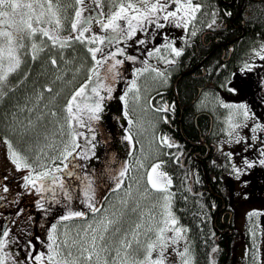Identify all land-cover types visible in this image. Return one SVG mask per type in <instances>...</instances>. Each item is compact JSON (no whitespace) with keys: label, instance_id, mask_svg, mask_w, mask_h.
Wrapping results in <instances>:
<instances>
[{"label":"trees","instance_id":"obj_1","mask_svg":"<svg viewBox=\"0 0 264 264\" xmlns=\"http://www.w3.org/2000/svg\"><path fill=\"white\" fill-rule=\"evenodd\" d=\"M200 4L203 5L202 10L197 14V19L194 23L189 26L187 33L183 28L177 27L176 34L163 28L161 29L162 36L167 35L169 41L174 42L175 47L179 49V46L181 47L182 45L191 43L194 40V37L197 36V33L200 38L203 31L210 30L207 27V24L212 22V12L216 11L218 14L215 17L216 24L213 25V28L218 24H226L227 28L223 29L220 35L221 40L224 41L225 45L214 50V36L207 35L203 42L200 39V44L198 45L199 52H196L194 64L189 68L192 71L186 75L183 73L184 76L178 79L175 90L180 96L182 113L179 115V107L175 106V102L171 104V106L174 105L173 117L175 119L174 126L176 134L175 136L169 135L168 129L165 128L161 131L159 137L155 136L159 156L155 159L154 163L163 162L160 169L167 177L171 178V185L168 187V191L165 194H171L169 211L171 212L172 217L178 221L177 225L182 229H187V231L184 232V237L186 248L188 249L189 264H248L246 262L245 254L247 252V247L253 244L254 241L251 236L247 235V233L251 231H249L251 228L250 224H252L251 229H257V226L259 225L257 215L250 217L248 214L250 212H255L258 207L259 200L254 197V191H256L257 187L256 180H260V178L255 176V173H253L252 176L250 173L249 176L243 174L240 179H236L232 171H228L226 168L225 170L214 169L205 172L199 169L200 171L196 173L197 171L193 168L192 161L198 166V168H201V165H206V160L201 159L198 156L199 161H196L192 158L191 150L188 151V149L192 148L191 144L199 138L200 132L203 135L209 132V117L213 116L214 122H217L215 114L213 112L211 113L209 110L210 103L205 105L204 100L202 99L203 97L197 100V97L199 96L197 89L198 84H201L202 82L207 84L208 79H212L214 86H218L219 90L220 83H222L223 79L222 77L229 72L231 66L236 65L234 62L232 64H229V62L224 64L225 62L220 58L221 48L228 51V48L232 46L233 52L236 54V52H242L252 41H255L256 44L254 47H250V51L254 48L258 49L260 45L264 44V0H210V3L203 1ZM225 13H231V15H226ZM82 20H85V18H81V24ZM53 27L54 28L52 29L58 32L61 37H67L66 33L69 35L72 31L71 28L66 27V24L64 23H61L59 29H56V25ZM87 27L90 29L89 35H91L93 29L89 25H87ZM192 31H195L196 35H191ZM176 36H178V39ZM137 40H141V32L139 39L137 38L136 41ZM225 41L227 43L231 42L230 46H228ZM71 43L73 46L72 48H60L59 45H57L54 48L55 52L53 55L51 54L52 51H50L48 47H45L42 55L51 58L53 57L57 60L62 58L72 59L71 55H79L80 62L76 67L81 64L82 70H84L86 66L88 67L93 64L91 56L88 54L84 45L77 42ZM163 44L164 40L161 44L150 42L148 45L149 50L156 48V45L160 47ZM91 46L96 47L98 45ZM102 47L105 52L115 51L116 47L123 48L125 55L136 57L135 63L140 59L139 56L143 52L147 53V50L139 52L138 43L133 48L129 47L128 44L124 42L112 46L111 48L106 45ZM160 55L164 56L166 59L176 60L179 58H175L174 55L171 54V49L162 51L159 56ZM43 57L44 56H41V59ZM117 59L123 60L124 56L118 55ZM45 63H47V65ZM135 63L132 61H125L123 65H118L117 69L120 75L117 79L115 81L104 80V83L110 84L115 90L116 86L123 80L124 72L128 70V67L134 69L133 64ZM211 65H213V76L209 73V66ZM27 68L29 67L27 66ZM50 70L53 71V65L51 63L49 64V62L42 61V63L32 66L30 70H26L27 73L25 76H27L29 71L31 73L28 82L22 83L20 81L25 77L24 75L23 77L20 76L15 78L14 85L19 84L17 91L9 94L8 104L5 107H0V138L2 140L7 139L10 141L17 151H20L28 157H33L27 149V146L31 144L33 137L29 135V132L28 134L21 132L23 126L20 124H24V122L30 120L32 121L37 115L42 117V122L40 121V118L37 120L39 124H43L44 122L45 124L47 123L48 120L45 119V116L43 115L44 113L37 110L43 106L39 97H44L43 101L46 103L48 109L51 110L54 109V107H57L56 116L58 115L59 118L62 117L63 120L60 121H66L64 124H66L67 136H69V127L66 120L67 114L64 109L69 100V94L75 89V86L81 79L74 78L72 83L65 87V93L56 98V106V102L52 101L50 98L46 99L45 97V85H51V83H53L52 80L49 79ZM102 70L104 72L103 68ZM204 72L207 73L204 78L193 76V73L194 75H201L204 74ZM260 73L261 72L258 74ZM88 75L86 78H88ZM84 77L83 80L85 79ZM114 90L112 92L113 95L115 94ZM52 92H55L54 87L48 94ZM101 94L105 96L107 95L103 90H101ZM193 98L195 101L197 100V107H194V104L189 105ZM60 103H62L61 110L58 107ZM228 104L234 105L233 102ZM81 106L83 107V105ZM231 109L233 108H230L227 112L228 121L234 117ZM123 112L124 103L120 100V97L118 101V98L114 95L113 103H110V99L104 101L101 119L92 122L96 136V140L94 141L96 145L94 149L95 155L90 159L79 160L83 166L81 176H84L85 172H87L91 180L94 179L95 182H98L95 187V199H97L100 190L102 192L100 198L97 199L98 206L112 190V187L115 186L116 181L113 177L118 176L120 172L119 166H121L122 169V166L127 164L129 168L128 159L137 151L134 144L135 140H132V143L130 144L124 139L126 134H130V127L128 125V120L123 116ZM197 112H205L206 115L199 116L197 123H195ZM22 117H25L26 119L21 121ZM178 118L180 123L177 124ZM34 121L35 120H33V122ZM243 129L245 128H238V134L241 137ZM126 130L128 131L126 132ZM76 131L85 133V135L89 137L92 135V133L88 132L84 127L76 126ZM161 136L168 137L175 146L171 148L161 146L159 143V138ZM77 140L83 147L84 138L77 137ZM227 143L231 145L228 141ZM244 144L247 146L246 149H250L249 156L254 155L257 147H253V141L245 139ZM249 144H251V147H248ZM232 147H239L242 150V142L239 144L233 143ZM6 149L8 150V147H6ZM194 150H197L201 155L205 154L203 148L192 149V152ZM77 151H79V149ZM195 158H197V156ZM207 160H213L215 163L217 158L211 157L207 158ZM223 164H226L225 158ZM106 180H110V183H104ZM227 181H230L234 185L233 202L231 201V194L224 190L227 186ZM240 183H242L243 187H241L240 190L238 189L237 192V185ZM111 184L112 187H110ZM241 196H246L242 204H235L239 203L237 199ZM29 200H31V195L29 196ZM23 202L24 201H21L16 204L17 208H14V205L9 211L10 219L12 220L15 218L16 220L15 224L10 221L13 226H16V234H21L18 236L21 241L16 240L12 242L9 249H12L13 252L16 251V254L18 253L20 256L21 253H23L26 257L27 252L30 249L21 253L18 250L26 249L29 240H31L35 245L36 253L39 254L40 248L38 246L39 243L37 241V236L40 235L44 242V238L48 237L49 233V229L47 228L50 227L53 221L60 217L55 218L56 215L54 212L38 209L36 203L34 204L31 201L28 203ZM22 203L23 207L19 205ZM61 204L62 209L64 210V207L67 206L66 200L62 201ZM242 207L246 210L244 216V230H246V234H243L244 236L239 235L241 232L239 230L240 227H235V220H238L239 217L243 218V214L240 213ZM220 208L222 209L219 211ZM228 208L233 212L230 222H228V215H226L223 220L220 217L222 212ZM18 209L23 210L22 215L19 217L16 215ZM78 211L81 210L79 209ZM89 213L92 214L90 211ZM255 216L257 221L255 226H253ZM228 229H231L232 233L230 235H227ZM222 231L225 232L222 233ZM255 232L256 231L252 232V234L256 237ZM214 248L216 249L215 252H213ZM15 258L18 260V257Z\"/></svg>","mask_w":264,"mask_h":264},{"label":"snow or ice","instance_id":"obj_2","mask_svg":"<svg viewBox=\"0 0 264 264\" xmlns=\"http://www.w3.org/2000/svg\"><path fill=\"white\" fill-rule=\"evenodd\" d=\"M76 5H84L85 0H74ZM34 3L37 4L41 9L44 8V3L47 4V13L52 16H56L55 25L56 29L61 27V21L58 18V0H44V3H40L39 0H34ZM94 3L97 7L100 6V0H94ZM115 11H111L110 14L105 19L101 17L104 16V13L101 12L98 14V17L94 18L95 22L99 24V27L102 32L105 33L103 36L96 34L86 35L90 31L87 27L88 24L92 22V18L84 20V23L81 24L82 12L85 11L83 7H78L75 10L74 20L71 23V33L67 37L59 36L58 32L55 30H49L48 28L40 27L39 25L43 23H51L45 19V11H40L36 13L33 3H28L21 5L18 0H0V25H11L8 23L9 18L15 17L18 14V10L22 7L31 10V14L28 15V19L21 20V24L24 27H18L16 32L0 29V68L4 67V61H8L7 71H0V98L5 95L3 88L6 85L8 75L11 72L16 71L21 64V59L18 55L19 50L25 48L24 40L27 37L28 39L33 40L31 44L32 60L37 59L38 52H43L45 47L55 48L59 45L60 48L70 46L71 42H77L86 47L88 54L91 56L93 62V67L90 68L87 81L82 85L77 91H75L67 104L65 105V113L67 114L66 120L69 127V138L67 142H64V146L61 150L58 151V154L55 156H49L47 163H41L40 157H37L36 164L41 170L33 167V164L29 162V157L25 154H22L20 151H17L12 143L5 139L4 144L8 147V157L11 164L14 165L15 171L27 170V174L24 176V188L30 193H34L39 197L35 201L36 207L42 211H47L45 209V201L47 197L44 196V193H48L55 202H59L56 198L60 195L67 201L73 199V189L70 184L65 182L64 177H67L69 180L75 179L79 180L83 188H76L77 198H79V193L83 191L85 207L96 217L100 215V219L96 221L97 227H93L89 224L86 228L82 229L85 236L90 234V240L85 241L81 238L80 243V257L73 258V254L69 249L65 255V249L68 248L67 240L59 241L57 236V225L53 224L48 234V243L47 247L49 249V254L45 257L44 253L37 254L35 251V245L29 240L27 248L30 249L27 252L25 260H17L10 251H6L8 246L13 241L10 239L12 227L11 225L5 226L0 223V264H44L45 259L47 264H79L80 259L86 260L91 264L92 257L95 254L99 258V254L110 253L112 251V246L107 243V234L111 230L113 236L118 234L121 229L115 228L114 226L119 222L118 219H114L116 212H113L111 216L107 215V209H102L98 206V201L95 199V189L93 188V182L85 172L84 176L81 177L78 173L75 172V168L83 167L79 164H74L73 161L81 159H90L95 155V143L96 140L93 121H99L101 119V113L103 111L104 101L106 99L112 98L113 87L110 84H105L104 80L115 81L120 75L117 69L118 65H123L125 61H132L135 63L136 57L125 55L124 49L116 47L115 51L105 52L103 47L91 45H106L109 48L115 45H119L121 42L130 41L133 37L136 36L138 31L150 32L151 29L147 27L148 25H154L155 28L163 29L166 25H174L175 27H182L187 33L189 26L194 23L197 19V14L201 12L203 5L195 2V0H113ZM56 9L57 11H54ZM217 12H212V22L207 24L208 28H212L216 24L215 17ZM226 15H231V13H225ZM33 17H35V25L33 26ZM126 22L127 27L124 26L121 22ZM163 21V22H161ZM40 36V45L38 46L34 41L35 37ZM157 35H161L157 32ZM191 35H196L195 31L191 32ZM45 38L47 41H50V45L45 43ZM164 44L160 47L147 50L148 57H152L154 54L159 55L162 51H167L171 49V54L175 58H178L182 55L183 50L177 49L174 45V42L169 41L167 35L162 36ZM136 43L143 45L145 40H137ZM253 55L255 58L264 61V44H262L258 49L254 48ZM124 56V59H117V56ZM159 59L165 64L175 63V59H165L164 56L160 55ZM57 63L55 58L51 59V64L55 66ZM143 68H137L133 71V79L130 82L128 90L120 97V100L124 103V112L123 116L128 120V125L131 127L133 121L129 118L127 111L128 108V95L130 92L135 89L136 95L135 99L139 101V88L137 87L136 81L142 76L145 72L155 73L156 78H163L166 82V77L164 72L160 69L149 65L148 61H144ZM254 65L245 63L244 67L240 69L241 73H246L252 71ZM104 69V72H101V69ZM223 87V85H222ZM228 91L236 93L237 89L231 86V82L227 86ZM101 90H103L107 95H102ZM51 91V89H47ZM149 107L157 112L167 113L170 110L168 104H163L161 107L156 108L152 105L151 101L148 102ZM220 106L224 108H235L242 110L244 123L243 124H231V130L229 131V137L235 136V143L239 144L245 137L239 136L236 133V129L240 127L249 128L252 133L264 132V122H258L252 126H249L247 121L249 119H254L253 115H250V112L247 108V105L240 103L238 105L226 104L223 101H219ZM83 105V107L81 106ZM174 110V105L171 106ZM53 116L56 115L55 112L52 113ZM86 117V119H85ZM164 123H168L167 117H164ZM76 126L84 127L88 132L92 133L91 137L86 136L85 133L77 132ZM128 130H126L127 132ZM77 137L84 138V145L78 142ZM130 144L132 143L131 134H126L124 137ZM261 139V142L264 143V139L253 135L251 137L252 141ZM229 143L232 142L230 139ZM159 143L161 146H167L169 148L174 147L175 145L169 140L166 136H161L159 138ZM251 147V144L248 145ZM79 149V151H77ZM247 150V149H245ZM255 150V149H254ZM229 162L232 161L233 154L231 152L227 153ZM260 159L258 164L264 166V149L260 151ZM59 161V164H57ZM139 163V161H137ZM163 162H158L152 166V168L147 173V186L144 189L146 194L156 193H167L168 187L171 185V178L167 177L165 173L158 172V169L162 167ZM257 161L249 160L248 158L243 159V166H237L234 163H231V171L235 175L236 179H240L241 175L245 174L247 169H252L256 166ZM143 165L141 164V167ZM129 169L127 164L122 166L118 176H114L115 187L112 188L113 192L119 191L124 183V178L126 177ZM153 173H156V177H153ZM4 180H7L8 177H3ZM166 181V183L164 182ZM0 191L8 192L9 189L7 185H4L0 188ZM130 194V192H129ZM170 198L171 194H166L163 196V209L164 211L160 214L161 219L156 221V216L149 214V219L156 221V223H149L145 225L144 223V214L139 212V221L135 223L134 227L131 228L130 232H125L124 236L118 240V248H116L117 257H119L120 252H124V258L119 261V264H128L127 257L129 256V251L132 249L133 241L140 245L141 241L139 237L143 234L146 239L151 240L150 234H155L156 239L150 243H147L146 248H144L145 257L144 260L134 262V264H166L167 257L165 252L172 244L178 243L179 239L182 238L181 233L186 232L187 229H182L176 227L178 221L172 217L170 208ZM0 199H5L0 197ZM122 210H120V216L122 217L126 211H131L132 213H138L140 208L139 204L134 207H129L128 200L121 201ZM49 207L51 205L49 204ZM69 211L66 215H63L59 218L58 223L61 221H69L74 218H85L88 213L85 211L71 210L70 205H68ZM155 207V205H153ZM23 210L18 209L16 215L19 217L22 215ZM103 213V214H102ZM250 217L257 215L256 212H250L248 214ZM13 224L16 221L12 222ZM102 228V231L100 229ZM141 229H145L141 233ZM172 232L173 235L168 236L167 233ZM79 235V233H78ZM131 236V239H129ZM37 240L39 238L37 237ZM76 244V241L73 240V245ZM87 245V246H86ZM99 248V251H97ZM216 249H213L215 252ZM153 252H158V256L153 258ZM87 253V255H85ZM18 255V253H17ZM182 258L183 264H189V260L185 257L188 256V249L185 247L183 251L178 252ZM104 264H108L107 258H105ZM112 264H117L116 260L112 261Z\"/></svg>","mask_w":264,"mask_h":264},{"label":"flooded vegetation","instance_id":"obj_3","mask_svg":"<svg viewBox=\"0 0 264 264\" xmlns=\"http://www.w3.org/2000/svg\"><path fill=\"white\" fill-rule=\"evenodd\" d=\"M203 1H206V3H210V0H195V2L197 3H202ZM18 2L21 5L33 3L36 13H39L40 11H45V19L48 21H51V23H43L39 26L48 28L50 31L53 30L52 28H54L53 26L55 25V20L57 17L52 16L51 14L47 13V4L44 3V0H39L40 3H44L43 9L38 7L37 4L34 3V0H18ZM105 4H106V0H100L99 7L96 6V4L94 3V0H85L84 5L82 6L76 5L74 0H58V18L60 19L61 23L66 24V27L71 28V23L73 22L74 16H75V10L78 7H83L85 11L82 12L81 18L83 17L85 18V20L92 18V22L88 24L93 29L91 31V35L96 34L99 36H103L105 35V33L101 31L99 24L95 22L94 18L98 17V14L102 12L101 6L102 5L104 6ZM54 11H57V10L54 9ZM114 11H115V8H114ZM29 14H31V10L22 7L21 9L18 10V14L15 17L9 18L8 23L11 25V27H9L8 25H0V29L15 33L18 27H24V25L21 24L20 22L22 19L26 21L28 19ZM101 18L105 19V16ZM32 22H33V26H36L35 17H33ZM105 22H106V19H105ZM83 23H84V20H82V24ZM121 23H123L124 26L127 27L126 22L122 21ZM147 27L151 29L150 32L140 31L141 40H145V44L143 45L139 44V48H138L139 52H142L143 50H149L148 45L150 42L161 44L163 41L161 29L157 30L154 25H148ZM176 28L177 27H175L174 25L169 24V25H166L164 29L169 30L173 34H176L177 33ZM226 28H227L226 24L222 23V24H218L215 28L212 27V28H209L210 30L203 31V34L200 36V38L198 37V33H197V36L194 37V40L191 43L182 45L181 47L179 46V49H182L183 52H182V55L178 59H176L175 63L173 64H165L163 61L159 59V55L154 54L152 57H148V54L145 52H143L139 56L140 59L135 64H133L134 69L143 68L145 66L144 61L147 60L149 65L156 67L160 69L161 71H163L164 76L166 77V82L163 78H157V82L155 84L150 81V78H149V81H144L143 78L146 77L148 74L147 72H145L136 81L137 87L139 84L141 87L139 91H143L144 85L147 86L145 87V90L149 88L147 91L144 92V97H145V103H146L145 106H147L148 109L151 111V115L149 116L148 121L145 123V126L148 129L155 131V134H157L156 135L157 137H159V134H161V131L164 130L165 128L168 129L169 135L175 136L176 134V129L174 126L175 119L173 117L174 110L171 108V104L175 102V106L179 107L178 113L180 115L182 113V107L180 105V96L177 93V91H175L177 82L180 77L184 76L183 73H185V75L188 73H191L192 70L189 68L192 67L194 64L196 52L197 51L199 52L198 45L200 44V39L203 42V40L206 38L207 35L214 36V42H215L214 50H216L220 48L221 46L225 45L224 41L221 40L220 35L222 33V30ZM140 32L138 31L136 36L133 37L132 40L126 41L124 43H127L129 47H132V48L135 47V45L137 44L135 42L137 38L139 39ZM157 32H159L161 35H157ZM86 35H89V32L86 33ZM66 36H68L67 33H66ZM176 38L178 39V36H176ZM34 42L38 46H41L39 35L35 37ZM24 43H25V48L19 50V53H18L21 59L20 67L16 71L11 72L8 75L6 85L3 88V92L5 93V95H3L2 98H0V107L2 106L5 107L8 104L9 94H12L17 91L19 84L14 85L15 78L20 77V76L23 77V75L25 76L27 71L30 70L32 66L38 65L39 63H42V61L49 62L50 64L51 59L53 58V57L52 58L46 57L45 55H42V52H38L37 59L32 60L31 44L33 43V40L28 39L26 37L24 40ZM45 43L50 45V41H47V38H45ZM226 44L230 46L231 42H228V43L226 42ZM255 44L256 42L252 41L242 52H239V53L236 52V54H234L232 46L228 48V51H225L222 48L220 49V52H221L220 58L223 62H225L224 64H226V62H229V64H232L234 62L236 65L231 66L229 72L224 77H222L223 79H222V83H220L219 90H218V86H214L212 79H208L207 84H204L203 82L201 84H198L197 89H198L199 96L197 97V100L203 97L202 99L204 100L205 105L207 103H210L209 110L211 113L213 112L215 114L216 116L215 119L217 120L218 123L214 122L213 116L209 117V121H210L209 122L210 124L209 132L204 135L200 132L199 138L197 139L198 141L196 140L194 143H192L191 144L192 148H189L188 151L191 150L192 158H194L196 161H199L198 156L201 159L206 160V165H201V168H198V166L195 165V163L192 161V166L197 171L196 173L200 171L199 169L203 170L204 172L214 170V169L225 170V168L228 171H231V163H234L237 166L242 167L243 159L245 157L248 158L249 160L257 161L256 166L252 169H247L245 172V175L249 176L251 173V176H252V174L255 173V176L260 178V180H256L257 187H256V191H254V197L259 200L258 205H261V208L259 209V211H257V220L259 221V224L261 221L262 228L255 230L256 231L255 234L258 238L257 243L255 242L247 247V252L245 254V257H246V262L248 264H264V166H261L258 164V160L261 158L260 151L261 149H264V143L261 142V139H257L253 141L254 143L253 147H257V149L254 155L252 156H249L250 149L244 150L247 148V146H245L244 144L245 140L242 141V147H243L242 150L239 147L233 148L232 144L235 143V136L229 137L228 135L229 131L231 130L230 125L237 124V123L243 124L245 122L243 118V113L241 110L240 117H236V118L232 117L228 121L227 112L229 111L230 108H224L220 106L219 104V101H223L226 104L233 102L234 105L244 103L247 105L250 115L254 116V119H249L247 121L249 126H252L258 122H264V61H261L255 58L252 50L250 51V47H254ZM98 46L102 47L104 45H98ZM156 46L159 47L158 45ZM68 47L72 48V43ZM48 49L52 51L51 54L53 55V53L55 52V49L52 47H48ZM41 56H44V57L41 59ZM246 62L249 64H253L254 67L252 71L241 73L240 69L244 67ZM45 64L47 65V63ZM153 64H156V65L154 66ZM27 66L29 68H27ZM7 67H8V63H7V60H5L4 67L0 68V71H7ZM92 67H93V64L88 66L89 69ZM134 69H132V67H128V70L124 72L123 80L116 86V89L114 90V93H115L114 95L118 98V101H119V97H121L128 90L130 82L133 79ZM101 72L103 73L102 69H101ZM259 72L261 73L258 74ZM209 73L212 74L213 76V65L209 66ZM30 74L31 73L29 71L27 76L23 77L20 81L22 83L28 82ZM206 74H207L206 72H204V74H201V75H194L193 73V76L197 78L198 77L204 78L206 77ZM229 82H231L232 87L237 89L236 93L228 91L227 86L229 85ZM134 90L135 89H133V91ZM141 93H139L140 98L142 97ZM114 95L112 94L110 103L114 102ZM39 100H40V97H39ZM197 100L195 101V99L193 98L191 100V104L189 105L194 104V107L195 106L197 107V104H196ZM149 101H151L152 105L156 108H159L163 104L166 103L170 106V110L167 113H163V112L157 113L149 107V104H148ZM205 115H206L205 112L204 113L197 112L195 123H197V119L199 118V116H205ZM135 117H137V115H135ZM164 117H167L168 123L163 122ZM178 123H180L179 118L177 120V124ZM236 133H238V128L236 129ZM253 135L264 139V132L258 131L256 133H252L250 130V127L243 129L242 137H245L247 140H251V137ZM230 139L232 140L231 145L227 143V141H229ZM222 146H224V148H222ZM197 148H203L205 151V154L201 155L197 150H194L192 152V149H197ZM229 152L233 154L231 163L229 162V159L227 156V153ZM196 156L197 158H195ZM211 157L217 158V161L215 162L216 164L214 163L213 160H207V158H211ZM224 158H225L226 164H223ZM73 163L82 165L79 162V160L73 161ZM11 167L14 168V165L11 164ZM78 168H79L78 169L79 174L81 175L82 167H78ZM14 169H8V168L1 169L0 168V188H2L4 185H7L9 189L8 192L0 191V197L5 198V199H0V223H2L5 226L11 225L12 232H11L10 239L13 242L16 240L21 241V239L18 237L21 234L20 235L16 234L17 229H16V226H13L12 223L10 222V212L9 211L12 209L15 203H19L21 201L26 200L25 198L26 190L24 188V176H21L19 172L14 173L13 172ZM5 176L8 177L7 180L3 179V177ZM108 183H110V181H108ZM226 184L227 186L224 190L227 191L229 194H231V201L233 202L234 185L230 181H227ZM235 204L238 205L239 203H235ZM84 207H82L80 210L88 213V215L85 218L83 219L74 218L72 220L61 221L59 223H58L59 219H57L56 222L59 225H65L64 223H66L67 225L72 222L85 221L89 219V217L93 216V214H90L89 210L86 207L85 208ZM222 208H220L219 211ZM230 214L232 217L233 212L231 209L228 208L222 212L220 217L223 220V218H225L226 215H228L229 217ZM50 227H48L47 229H49ZM223 232L224 231H222V233ZM243 234L245 235L246 232H243L239 235L241 236ZM37 237L39 238V240H37L39 243L38 246L40 248L39 252L40 253L44 252L45 257H47V255L49 254V249L46 246L48 243V237L44 238V242L42 241V238L40 237V235ZM27 250L29 249L28 248L19 249L18 251H20L21 253ZM6 251H10L14 257H18V260H21V261L25 260V255L23 253H21V256H20L16 254V251L13 252L12 249H6ZM44 264H47L46 259H45ZM241 264H244V263H241Z\"/></svg>","mask_w":264,"mask_h":264},{"label":"rangeland","instance_id":"obj_4","mask_svg":"<svg viewBox=\"0 0 264 264\" xmlns=\"http://www.w3.org/2000/svg\"><path fill=\"white\" fill-rule=\"evenodd\" d=\"M134 2V0H133ZM114 3L113 0H106V4L101 6L102 12L104 11L105 19L110 14L111 11H114ZM182 28V27H180ZM73 47V46H72ZM72 59H66L62 58L60 60H57V63L55 66H53V71L49 72V79L52 80L53 83H51V86L49 84H46L44 90L46 91L45 97L46 99L50 98L52 101L56 102L57 96L65 93V87L72 83L74 78L81 79L79 80V83L75 86V89L71 91L69 94V98L72 96V94L77 91L82 85L85 84V80H87V75L89 74V68L86 66L84 70H82V65L80 64L78 67L76 65L80 62V56L79 55H71ZM8 63V61H7ZM154 66L156 64H153ZM72 67V68H71ZM147 76L144 77V81H150L155 83L157 82V78L154 75L153 72H147ZM85 76V77H84ZM83 77L85 78L83 80ZM83 80V81H82ZM148 84V83H147ZM53 87L55 88V92H52L48 94L51 91H47V89L51 88L53 90ZM145 86L143 88V91H139L141 93L142 97L137 101L134 97L136 95V91H132L128 95V114L130 119L134 122L131 126V129L129 130V133L132 136V140L134 141L135 147L137 148V151L135 154L129 159V171L124 179V182L121 189L116 192H112L108 200L103 207V209H107V215L111 216L113 212H116V216L113 217L114 219H118V223L114 226L115 228H120L121 231L113 236V232L110 230L107 234V243H109L112 246V251L110 253H103L101 252L99 254V258L94 254L92 257L91 264H104L105 258L108 260V264H112L113 260L117 261V264H119V261L124 258V252L121 251L119 257H117L116 248H118V240L124 236L125 232H130L131 228L134 227L135 223L139 221V212H143L144 214V223L145 225L149 223H156V221H159L161 219V213L164 211L162 205L164 203L163 196L166 195L165 193H156L153 192L151 194H146L144 192L145 187L147 186V173L152 168V166L155 164L152 163V160H155L158 158V147L155 140V131H152L151 129H148L145 126V123L148 121V118L150 116L151 111L148 109L145 103V97L144 92ZM139 90L141 89L140 84L138 85ZM74 91V92H73ZM140 95V94H139ZM44 97H40V101H42L43 106L37 109L38 111L43 112L45 119L48 120L47 123L45 122L43 124H39L37 122L38 118H40V121L42 122V117L37 116L32 119V121L24 122V124H20L23 126L21 128V132H25L33 137V140H31V144L27 146L28 151L32 154L33 157H29V162L33 164L34 168H37V170H41L37 164L36 160L37 157H40L41 163H47L49 156H55L58 154V151L61 150L64 146V142H67L69 136H67V128L66 121H60L63 120L62 117L59 118L58 115L53 116L52 113L57 110V107H54V109H48L46 103L43 101ZM64 104V103H63ZM55 106V103H54ZM57 106V102H56ZM62 103L59 104V109L61 110ZM234 111V117H240V110L239 114L238 110L233 108ZM30 112V111H29ZM137 115V117H135ZM34 116V115H32ZM53 116V117H52ZM25 117H22L21 121L25 120ZM33 120H35L33 122ZM33 124V125H32ZM44 125V126H42ZM27 128V129H26ZM4 140L0 138V168L1 169H14L11 167L10 160L7 159L9 153L6 149V144L3 143ZM84 142V141H83ZM224 148V146H222ZM243 149V148H242ZM245 150V149H244ZM139 161V163H137ZM57 164H59V161H57ZM141 164L143 165L141 167ZM79 168H75V172L79 174ZM121 170V166H119V171ZM14 173L19 172L21 176H25L27 174V170L23 171H13ZM158 172H163L161 169H158ZM164 173V172H163ZM80 175V174H79ZM81 176V175H80ZM82 177V176H81ZM153 177H156V173H153ZM65 182L67 184H70L73 189V199L71 201H67V206L70 205L71 210H79L82 207H84V203H82L84 196L82 194L83 191L79 193V198H77V193L75 191L76 188H83V185H81L79 180H69L67 177H64ZM93 182V188L95 189L98 182H95L94 179H92ZM166 183V181H164ZM105 185V184H104ZM241 187H243L242 183L237 185V192L238 189L240 190ZM130 192V194H129ZM100 193L97 197L100 198ZM31 195V200H29V196ZM44 196L47 197V200L45 203V208L48 211L54 212L56 217L59 218L63 215H66L69 211V208L64 207V210L62 209V201H65V199H62L63 196L60 195L56 199L59 200V202H55L53 198L48 194L44 193ZM83 196V197H82ZM26 200L23 203H28L31 201L35 204V201L39 199L37 195L34 193H30L27 191L25 195ZM77 200V201H76ZM122 200H128L129 201V207H134L135 205L139 204L140 208L138 210V213L134 214L131 211H126V213L121 217L120 216V210H122L121 201ZM244 200V196L238 197L237 201L241 205ZM23 203L19 204L21 207H23ZM18 203H15V207L17 208ZM49 204L51 207H49ZM155 205V207H153ZM261 208V205H258L255 212L259 211ZM245 208L242 207L240 209V213H244ZM156 216V221H152L149 219V214ZM103 214V213H102ZM100 215L98 214L96 217L92 216L90 219L86 221H76L70 225H59L57 222L55 223L53 221V224L57 225V236H58V242L67 240L68 242V248L65 249V255L67 254V251L70 249L73 258L80 257V243L81 238L83 240L88 241L90 240V234L88 236H85L82 229L86 228L89 224H91L93 227H97L96 221L100 219ZM13 216V215H12ZM240 216V215H239ZM14 217V216H13ZM12 217V218H13ZM11 222L16 221L15 218ZM256 216L254 217V224H256ZM244 224L245 220L244 217H239L238 220H235V227H240V231H244ZM52 225V224H51ZM50 225V226H51ZM252 228V224H250ZM176 227L181 228L179 225H176ZM257 229L262 228L261 221L260 224L257 226ZM252 232L255 231V229H251ZM50 230V229H49ZM102 231V228L100 229ZM145 229H141V233H143ZM240 232V234H241ZM79 233V235H78ZM49 234V233H48ZM151 240L146 239V237L142 234L139 239L141 241L140 245H137L134 241L132 244V249L129 251V256L127 257L128 264H134V262L142 261L145 257L144 248H146L147 243H150L156 239L155 234H150ZM168 236L173 235L172 232L167 233ZM182 238L179 239L178 243L172 244L168 250L165 252L166 264H183L182 258L177 255L178 252H181L186 247L185 243V234L184 232L181 233ZM257 237V236H256ZM129 239H131V236H129ZM73 240L76 241V244L73 245ZM257 243V242H256ZM87 246V245H86ZM9 249V248H8ZM97 251H99V248H97ZM87 255V253H85ZM158 256V252H153V258H156ZM186 259L189 258V255L185 257ZM79 264H89L88 261L83 260L82 258L79 261Z\"/></svg>","mask_w":264,"mask_h":264},{"label":"water","instance_id":"obj_5","mask_svg":"<svg viewBox=\"0 0 264 264\" xmlns=\"http://www.w3.org/2000/svg\"><path fill=\"white\" fill-rule=\"evenodd\" d=\"M229 233H231V231H229Z\"/></svg>","mask_w":264,"mask_h":264}]
</instances>
